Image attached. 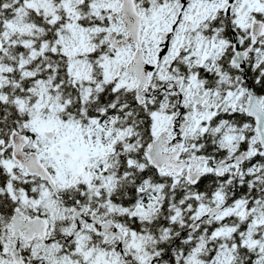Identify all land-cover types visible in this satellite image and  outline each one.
<instances>
[{
	"label": "snow or ice",
	"instance_id": "6c2138e0",
	"mask_svg": "<svg viewBox=\"0 0 264 264\" xmlns=\"http://www.w3.org/2000/svg\"><path fill=\"white\" fill-rule=\"evenodd\" d=\"M0 264H264V0H0Z\"/></svg>",
	"mask_w": 264,
	"mask_h": 264
}]
</instances>
